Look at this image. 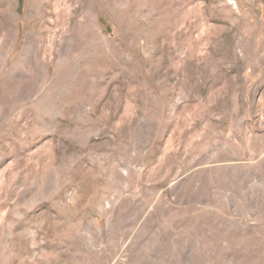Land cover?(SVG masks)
<instances>
[{"label": "rangeland", "instance_id": "374dc122", "mask_svg": "<svg viewBox=\"0 0 264 264\" xmlns=\"http://www.w3.org/2000/svg\"><path fill=\"white\" fill-rule=\"evenodd\" d=\"M0 264H264V0H0Z\"/></svg>", "mask_w": 264, "mask_h": 264}]
</instances>
